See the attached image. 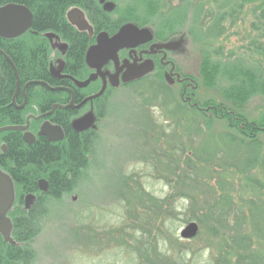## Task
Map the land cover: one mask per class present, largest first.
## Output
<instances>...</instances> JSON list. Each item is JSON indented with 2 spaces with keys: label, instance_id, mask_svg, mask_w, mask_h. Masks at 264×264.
I'll return each instance as SVG.
<instances>
[{
  "label": "trees",
  "instance_id": "1",
  "mask_svg": "<svg viewBox=\"0 0 264 264\" xmlns=\"http://www.w3.org/2000/svg\"><path fill=\"white\" fill-rule=\"evenodd\" d=\"M15 1L25 4L34 13L33 29L37 31V34L30 33L14 39L0 40V49L15 65L18 81L21 84L29 80H50L47 74L50 50L41 33L50 31L59 24L64 25L61 20V10L64 2L68 0ZM236 1L255 3L254 0H226L229 6ZM257 2H261L263 10L264 0ZM159 5L155 7L157 12L152 11L150 17L142 13L152 19L151 24L161 32V35L180 28L188 9H192L187 5L185 11L179 10L178 14L174 11L172 14H163L155 18L154 15L161 14V4ZM173 9L171 8V11ZM219 11L214 13L210 21L212 32L224 18V12ZM202 15L203 10L199 8L198 14L192 10L191 18L199 23ZM83 42L77 36L76 40L70 41L66 52L67 63L75 65L74 68L78 70L82 68L86 47ZM254 51L259 54L260 60H257L256 64L250 68L229 59H215L211 52L202 51L197 73L195 75L190 73L197 86L190 91L192 100L198 106H211L213 111L205 112L184 104L180 99L181 90L178 93L172 91V87H168L160 75L157 76L158 84L151 81V84L156 87L141 88L139 95L143 96L146 113L150 112L147 105L152 106L151 104L159 101L165 120L163 124L154 118L150 126L163 129L162 132L166 135L174 129L179 132V139L176 138V143L170 145L171 150H168L170 155L166 153L157 155L155 151H149L151 159H156L169 174L163 177L169 187L166 196L157 198L143 190L137 195H130L133 201L130 206V221L114 229L121 236L125 235L126 240L122 245L129 253L133 230L137 232L144 230L146 233L141 234L142 237L151 230L154 235L158 234L161 237V241L164 240L165 248H160L153 240L143 246L139 245L137 239L134 241L139 260L144 264L146 261L150 264H187L186 257L188 258L189 251L186 249V243L173 236L174 231L170 220L175 211L171 209L170 201L176 196H183L188 199L191 208L194 206L195 195L187 192L186 189L191 186L194 190L202 191V185L204 186V202L207 206L204 221H208L209 228L213 230L211 226H214L219 230L222 229V238L225 242L228 239L223 233L233 235L238 232L234 237H230L232 243H227L223 248L218 247L219 249L211 254L206 264H264V249H262V257L254 251L251 252L254 249L253 234L264 243V111L260 117L254 118L245 109L246 103L252 96L264 97V42L257 43ZM15 84L14 72L0 54V127L12 123L18 117L10 100ZM135 84H131L130 88L134 90ZM202 87L212 88L213 97L200 101L198 90ZM46 96L31 88L28 90L31 103ZM171 102L176 104L174 108L170 107ZM148 115L150 117V114ZM218 120L224 122V127L222 131L215 132L212 123ZM78 143L85 145L88 140L77 141L73 136L70 141L72 147L67 151L39 147L42 143H38L32 146L21 145V148L15 152V149L19 147L14 144L12 156L17 166L10 171L13 176L18 177L20 193L35 192L36 180L44 177L48 179L50 185V190L46 193L50 204L53 200L64 199V194L66 195L72 187L80 184L79 181L89 172L90 161L85 150L78 149ZM172 155L174 157H171ZM225 172L235 176V181L238 183L237 189L232 181L228 184L225 180V175L228 174ZM203 174L204 182L195 180L198 175L203 176ZM171 175L175 176L179 182L173 183ZM65 176L70 178L69 183L65 182ZM211 180L212 183H210ZM257 184L258 188L255 187ZM44 196L42 193V198ZM123 199L127 201L125 196ZM41 200L40 198L39 203H35L29 210L17 207L11 214L13 219L11 235L15 243H7L0 236V264H29L37 255L34 241L39 230L38 222L46 213V206L42 207ZM138 203L145 205L141 208V217L137 212ZM191 218L202 227L204 226L199 216L196 218L191 216ZM182 220L186 222V216ZM157 224L160 226L157 227ZM235 248L240 250L239 257L232 256L231 251H235ZM250 252L252 255H249Z\"/></svg>",
  "mask_w": 264,
  "mask_h": 264
},
{
  "label": "rangeland",
  "instance_id": "2",
  "mask_svg": "<svg viewBox=\"0 0 264 264\" xmlns=\"http://www.w3.org/2000/svg\"><path fill=\"white\" fill-rule=\"evenodd\" d=\"M149 1L157 3L158 0ZM257 1L254 0L255 3L236 1L229 6L226 0H159L156 5L151 6L145 5L147 4L145 2L139 8V12H144L150 17L152 11L157 12L155 7L160 6V3L161 14L154 15L155 18H159L163 14L169 15L174 11H177V14L179 10L185 11L187 5L190 9L192 8L188 9L186 17L182 20V26L178 29L186 36L181 64L185 70L195 75L204 50L211 52L215 59H229L248 68L260 60L254 47L257 43L264 42V9L262 10L261 2ZM171 8L174 9L171 11ZM199 8L203 10L201 22L197 23L195 20V25H191L192 10L198 14ZM218 10L224 12V18L212 32L210 21ZM145 14L141 13L138 16H146ZM150 86L155 85L148 81H141L135 84L134 90L129 86L112 92L105 106L106 130L103 131L100 139L92 142L94 151H92L89 172L79 181L80 184L72 187L66 195L64 194V199L53 200V204L47 207V211L45 209L46 213L38 222L39 230L34 241L37 255L29 264H144L139 260L134 242L136 239L142 246L153 240L160 248H165L164 240L161 241V237L158 234L154 235L151 230L143 237L141 234L146 233L144 230L139 232L133 230L129 253L122 245L126 240L125 235L121 236L114 230L128 223L129 220L128 202L123 199L124 196L127 198L128 184L122 179L126 180V177L130 175V195H137L143 190L154 197L163 198L169 190L166 179L163 178L169 175L167 170L161 167L156 159H151L149 151L153 150L157 155L160 153L170 155L168 150H171L170 145L176 143V138L179 139V132L174 129L166 135L162 132L163 129L157 126H151L152 133L142 131L144 124H153L154 118L162 123L165 121L162 118L161 107L158 105L150 107V112H147L151 113V118L148 117L144 106L140 103L143 96L138 98L136 94L142 90L140 87ZM213 95L212 88L202 87L198 90L200 101L212 98ZM245 109L254 118L260 117L264 111V97L252 96L246 103ZM212 124L215 132L222 131L224 127L223 121H214ZM225 173H228L225 175V180L228 184L232 181L237 189L238 183L235 181V176H231L229 172ZM171 179L173 183L179 182L175 176ZM202 179H205L204 174L198 175L195 180L204 182ZM212 182L211 180L210 183ZM189 187L186 191L195 195L194 206L190 208L186 197H174L170 201V207L175 211L170 224L174 231L173 236L186 243V249L189 251H187L188 258L186 257L187 264H206L211 254L227 243L231 244L230 237H234L238 232L233 235L223 233L228 239L225 242L222 238V229L211 226L213 227L211 230L208 221H204V215L207 212L204 186L202 185V191ZM255 187L258 188V184ZM132 203L130 199V206ZM144 206L137 204L139 217H141V208ZM185 216L186 222L182 220ZM191 216L194 218L199 216L204 226L202 227ZM190 221L197 223L198 232L191 240L181 239L179 230ZM159 226L157 224V227ZM252 239L254 249L251 252L254 251L262 257L264 243L255 234ZM139 252L141 253L140 250ZM239 252L237 248L231 251L234 257H239ZM251 252L249 255H252ZM146 262L145 264H150Z\"/></svg>",
  "mask_w": 264,
  "mask_h": 264
},
{
  "label": "flooded vegetation",
  "instance_id": "3",
  "mask_svg": "<svg viewBox=\"0 0 264 264\" xmlns=\"http://www.w3.org/2000/svg\"><path fill=\"white\" fill-rule=\"evenodd\" d=\"M119 1H122L123 4H118ZM145 2H147L145 5H156L153 2L149 3V0H68L64 2L61 10V20L65 26L63 25V28L53 27L52 30L41 33L50 50L47 66V74L50 80H36L29 84H26L27 82L21 84L18 80L16 81L15 90L10 100L15 112L18 113V117L12 123L2 127L19 126L20 128H7L0 131V173L9 178L13 192L12 201L5 212L12 227L11 214L17 207L29 210L35 203H39L40 198L42 199L40 204L42 207L46 206V211L50 205V199L48 200V195L46 196L50 190L47 178L43 177L36 180L37 190L35 192L20 193L18 177L13 176L10 171L17 166V162L12 156L14 144L19 147L15 149V152L21 148L22 142L28 146L42 143L39 147L51 150L65 149L67 151L72 147L70 141L73 136L77 141L83 142L86 139L88 142L97 141L103 131L106 130L105 106L112 92L127 88L137 82L146 81L152 75H160L163 79L166 76L171 86L181 90L180 99L188 106L197 107L205 112L213 111L211 106H198L192 100L190 90L195 89L197 84L181 64L186 40L184 33L180 30L158 35L154 30L155 28L149 27L150 23L146 22L143 17L137 16V19H142L135 20V14L139 15L136 11L139 12V8ZM8 4L19 5L21 3L15 0H0V7ZM127 23L134 24L138 28L148 27L152 35L151 38L142 37L134 45L122 46L113 58L102 60L99 66L98 64L89 65L86 62V51L90 46L97 43L98 35L106 33L108 37H111L122 25ZM30 33L37 34V31L33 29L32 22L22 35ZM77 36L84 41V46H86L80 70L74 68L75 65H69L66 60L70 41L76 40ZM14 38L0 37V40ZM1 52L3 58L11 65L10 58L2 50ZM148 64H152L151 72L137 80L123 82V77L131 68ZM91 74H95V79L84 84ZM30 85L32 87H29ZM102 86H105V89L100 96L85 101L87 97L97 93ZM30 88L47 96L31 103L28 97ZM42 127L44 131L39 133ZM24 134L27 135V140L24 139ZM80 137L82 138L80 139ZM77 147L85 150L91 162L94 145L78 143ZM40 179L46 181L43 184L45 190L39 187L38 181ZM64 180L69 183L70 178L65 176ZM122 180L128 184V191L126 189L127 212L130 221V175L126 177V180ZM42 193L45 195L44 198H42ZM26 195L33 196L28 208L25 207ZM11 234L12 228L10 233L12 238ZM0 236L3 238L1 233ZM3 240L10 244L15 243L13 238L12 242H8L4 238Z\"/></svg>",
  "mask_w": 264,
  "mask_h": 264
},
{
  "label": "water",
  "instance_id": "4",
  "mask_svg": "<svg viewBox=\"0 0 264 264\" xmlns=\"http://www.w3.org/2000/svg\"><path fill=\"white\" fill-rule=\"evenodd\" d=\"M31 22V13L24 6L18 4H8L0 7V37H18L30 27ZM142 37H146V39L151 38L149 31L145 28L140 29L136 25L130 23L122 25L119 30L111 37H108L106 33L99 34L97 37V43L90 46L86 51V62L89 65L98 64L99 66L102 60L104 61L106 59L113 58L117 50L124 44L127 43L130 44V46L134 45L138 40H141ZM7 59L9 60V58ZM150 70H152V64L141 65L137 68H131L130 71L126 72L125 77H123V82L137 80L148 73ZM94 75L95 74H91L84 84L92 80L94 78ZM102 91L103 89L95 96L100 95ZM7 128L19 129L20 127L5 126L1 127L0 131ZM43 131L44 129L42 127L40 133H42ZM45 183L46 181L43 179H40L38 181L40 189L45 190V187L43 186V184ZM12 198L13 192L11 182L8 177L0 173V233L8 242H12V238L10 236L12 225L5 212L10 205ZM32 198V195H26V208L29 207L30 200ZM197 232V223L194 221H190L179 230V236L181 239L190 240L196 236Z\"/></svg>",
  "mask_w": 264,
  "mask_h": 264
},
{
  "label": "bare ground",
  "instance_id": "5",
  "mask_svg": "<svg viewBox=\"0 0 264 264\" xmlns=\"http://www.w3.org/2000/svg\"><path fill=\"white\" fill-rule=\"evenodd\" d=\"M59 1H63V0H59ZM120 2V1H119ZM19 5H21V6H24V7H26L29 11H30V13H31V16H32V24H33V21H34V13L28 8V6H26L25 4H23V3H21V4H19ZM149 6H151V5H149ZM121 9V8H120ZM136 13H138V14H141L140 12H138V11H136ZM135 16L137 17L138 15H136L135 14ZM144 19H145V21L146 22H148V23H150L149 24V27L150 26H153L155 29V31L157 32V34L158 35H161V32H159V30L154 26V25H152L151 24V22H152V19H150L149 17H146V16H142ZM140 19H142V18H138V20H140ZM191 25L192 24H194V22H195V19H192L191 21ZM59 27H61V28H63V24H59L58 25ZM171 27H174V26H172L171 25ZM142 28H145V29H147L148 31H149V33H151L150 32V29L148 28V27H142ZM142 28H140V29H142ZM178 31H180V29H178V28H176V29H174L173 30V32H178ZM47 36L49 35L48 33L46 34ZM150 36H152L151 34H150ZM127 44V43H126ZM126 44H124V45H126ZM123 45V46H124ZM11 68H12V70H13V72H14V77H15V79H16V81L18 80V73H17V69H16V67H15V65L12 63L11 65ZM152 70H150L149 72H151ZM147 74V73H146ZM95 75H94V78L93 79H95ZM34 81H36V80H29L26 84H29V83H32V82H34ZM146 81H148L149 83H151V81L153 82V83H155V84H158L159 82H158V77H157V75H152L150 78H148ZM164 82H166L167 84V86L168 87H172L171 89H172V91H174V92H176V93H178L179 91H180V89H178L177 87H173V86H171L170 84H169V81H168V79L166 78V76L164 77ZM138 83H141V82H137L136 84H138ZM135 87V86H134ZM142 87H140V89H141ZM103 89V91H102V93L104 92V89H105V86H102L101 88H100V90L97 92V93H99L101 90ZM134 89H136V88H134ZM140 91H142V90H140ZM139 91V92H140ZM40 92V91H39ZM42 93V92H41ZM97 93H95V94H93V95H90L89 97H87V99H85V101H88V100H92L93 98H96V97H98V96H100V95H98V96H95ZM136 94H138V98L139 97H141L139 94L140 93H136ZM147 94V93H146ZM161 100H163V98H160ZM90 102H92V101H90ZM140 103L144 106V108L146 107V104L144 103V101H143V99L140 101ZM185 104V103H184ZM152 106H150V105H147V106H149L148 108H150V107H153V106H156V105H158L159 107H161L160 106V102L158 101V102H154L153 104H151ZM187 105V104H186ZM176 106V104L174 103V102H171L170 103V107L171 108H174ZM188 106V105H187ZM145 111H146V109H145ZM162 111V110H161ZM151 114V113H150ZM153 114V113H152ZM162 118H164V117H162ZM52 128H57L56 126H51ZM142 131L143 132H148V131H153V129H152V127L150 126V124L149 123H146V124H144V128L142 129ZM40 133V132H39ZM25 137H27V135L26 134H24V139H26ZM28 142V141H27ZM21 143V142H20ZM87 144H93L92 142H88ZM22 145H25L23 142H22ZM25 146H28V145H25ZM18 185H20V183L18 184ZM185 240V239H184Z\"/></svg>",
  "mask_w": 264,
  "mask_h": 264
}]
</instances>
